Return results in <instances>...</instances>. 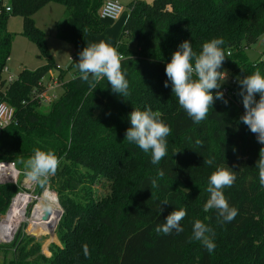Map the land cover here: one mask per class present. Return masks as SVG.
I'll return each mask as SVG.
<instances>
[{
  "label": "trees",
  "instance_id": "1",
  "mask_svg": "<svg viewBox=\"0 0 264 264\" xmlns=\"http://www.w3.org/2000/svg\"><path fill=\"white\" fill-rule=\"evenodd\" d=\"M8 2L12 9L9 13L0 8V83L5 88L0 89V101L15 107L18 123L0 130V161H13L26 171L25 164L34 149L51 151L59 158L55 175L46 185L36 187L37 193L46 187L53 189L64 209L58 226L62 245L45 260L49 264H264V188L255 167L264 145L239 121L244 108L238 83L236 94L224 95L229 103L216 100L199 125L179 105L171 81L164 86L168 80L166 64L185 40L191 41L193 50L199 53L204 42L223 38L222 48L231 55L226 57L221 71L236 79L256 71L264 75V60L248 61L245 52L264 34V0H153L150 4L134 0L113 46L122 56L129 95L124 98L113 93L106 79L94 92L89 91L73 64V78L63 84V93L47 111H43L44 104L32 98V92L43 89L40 84L55 63L34 15L48 3L63 5L67 16L56 23L57 37L79 49L85 32H101L107 27L99 17L104 0ZM10 14L23 18L21 34L38 46L45 64L35 71L22 70L5 87L1 74L14 40L7 28ZM148 107L159 110L161 119L172 129L167 138V155L159 165H153L150 154L125 139L131 126L129 114L134 108ZM120 155L128 158L129 165L107 175L105 192L92 197L96 192L91 190L86 175L99 168L108 172V164ZM208 157L214 158L210 166L203 163ZM227 166L234 167L237 179L224 189V194L238 215L225 223L216 210L198 217L187 196L197 184L207 192L210 174L217 167ZM158 168L165 174L151 190L149 182L157 176ZM18 187L0 183V213L9 207L20 191ZM86 196L93 215L81 210L85 219L68 224V214L78 212V204ZM175 208L187 210L181 221L183 231L157 233V225L163 224ZM195 219L214 231L216 248L211 254L200 241L192 239ZM22 227L12 242L0 245V249L13 251L10 264H43L36 260L44 259L40 244L30 243L34 237L23 238ZM28 231L36 235L53 233L30 226ZM85 243L90 258L84 256Z\"/></svg>",
  "mask_w": 264,
  "mask_h": 264
},
{
  "label": "clouds",
  "instance_id": "2",
  "mask_svg": "<svg viewBox=\"0 0 264 264\" xmlns=\"http://www.w3.org/2000/svg\"><path fill=\"white\" fill-rule=\"evenodd\" d=\"M223 38H214L202 44L199 53L193 50L191 41L185 40L172 54L170 62L166 64L165 73L168 80L164 86L168 87L171 81L172 92L178 98L179 105L199 125L209 114L216 100L225 105L229 101L220 90L227 78V72L221 71L223 62L231 53H225L222 48ZM79 59L75 67L79 71V78L88 85L89 91L94 92L102 79H106L111 91L122 97L129 95V80L122 70L121 58L115 47L101 40L84 47L79 52ZM239 85L238 95L241 97L244 113L239 121L256 135L258 143L264 145V75L256 71L243 79L237 77ZM215 90V92L213 91ZM259 94V99H257ZM159 110L153 111L150 107L145 110L135 109L129 114L131 126L126 130L125 139L135 144L145 154H150L151 163L159 165L167 155L168 137L172 129L162 119ZM197 144H202L197 141ZM205 165L214 163L213 157L204 159ZM59 166V158L51 151L34 149V154L25 164L26 177L44 186L49 178L55 175ZM258 169L259 184L264 188V147L259 151V158L255 162ZM162 169L157 170V176L149 182L151 190L158 186V179L164 176ZM234 167H217L209 176L207 192L209 198L204 204V211L216 210L221 222H231L238 215V210L229 205L224 189L231 187L236 181ZM164 201L163 204H167ZM161 212L163 208L161 207ZM187 216L186 209H174L165 218L164 223L157 225L155 231L170 235L173 231H183L181 221ZM214 231L202 220L192 222V239L200 241L208 253L214 252L216 244L213 239ZM83 253L90 258L88 244H84Z\"/></svg>",
  "mask_w": 264,
  "mask_h": 264
},
{
  "label": "rangeland",
  "instance_id": "3",
  "mask_svg": "<svg viewBox=\"0 0 264 264\" xmlns=\"http://www.w3.org/2000/svg\"><path fill=\"white\" fill-rule=\"evenodd\" d=\"M122 5H124L125 10L124 13L129 12V6L134 0H118ZM146 3H152L153 0H143ZM67 16V11L66 8L57 3H48L46 4L43 8H41L36 14L34 15V20L36 26L43 31L46 37V44L48 47L49 52L52 55V58L55 63V67L48 72L46 75V81H50V79H59L60 80V87H57L55 89V93L60 95L63 93V88L62 84L68 82L73 78V75L75 73V67L72 68V65L76 64V61L79 59V52L86 46L92 44V43H98L101 40H104L108 42L109 44L111 43L112 37L115 34L114 31L110 30L108 26H110V23L106 22L105 20H102L104 24L108 25L105 27V29L101 32H85L81 41V47L79 49L76 48V46L71 43L67 42L64 40H61L60 38L57 37L56 34V23L59 21H62L66 18ZM125 22H123L121 28L118 30L116 33V36L114 37L113 43L110 45L114 46L115 43L117 42L121 31L125 25ZM7 28L8 30L14 34V40L12 43V48H11V54L10 58L7 62V67L9 72L14 75L18 76L20 72L24 69L30 70V71H35L39 67L43 66L45 64V60L43 58H40L41 53L38 48V46L28 40L25 36H23L21 33L23 31V18L19 15H14L10 14L7 20ZM110 33L112 34V37L110 39ZM247 59L248 61H256L257 59H262L264 60V34L253 44H251L249 47L245 49ZM73 58V60H71ZM50 94V93H49ZM46 107L43 108V111H47L49 109V104L48 103H43ZM109 169L108 172L105 170H102V168H99L97 170H92L90 172V175H86L88 178L92 191L96 192V195L92 197H99L105 192V185L104 181L107 179V175H111L112 172H117L119 168L125 167L129 165V160L125 155H120L117 156L116 161L112 164L109 163ZM19 171H21L18 168ZM27 179L25 171H21L20 178L18 180V188L24 187L23 181ZM33 182V181H32ZM15 184V183H14ZM22 184V185H21ZM38 186L39 184L36 183ZM47 189L51 192L54 193L56 200H57V205L58 209L62 212V215L60 219L56 222V225L54 227V231L52 234H40L36 235L35 233H31L28 231V226L33 227L36 225L31 224L27 221L21 222L18 230L20 227L24 229V234L22 235L23 238L29 236V237H34V240H30V243H37L40 244V254L44 256L43 258H36V260L39 263L43 264H49L47 260L52 258L55 255L56 250L58 249L57 247L62 245L61 241V232L59 223L61 218L64 215V209L62 205L59 202V196L58 194L51 188L46 187L45 190ZM32 195H34V200L31 203L32 206L30 205L27 206L26 209V218L28 219L31 214H27L28 209L30 208L32 212L36 201L38 202L37 197L35 196L34 191H30ZM43 193L40 195V198L42 197ZM89 197L86 196L83 200L82 203L78 204V212L75 211L72 214H68V217L66 221H68V224H74L78 221H81L82 219H85L83 217V214L80 213L82 210L84 213H88L93 215L94 212L89 209V205L91 201L86 204V200ZM96 199V198H93ZM187 199L191 202V204L194 207L195 214L198 217H204L207 212L204 211V204L207 201V192L205 191V188L201 184H197L194 188L191 189V192L187 196ZM43 203L46 206H51L54 203L50 201H46ZM34 204V205H33ZM37 204V203H36ZM8 208L4 213H0V217H5L7 213ZM59 228V229H58ZM0 245H9L8 244H3L0 243ZM14 257V253L12 250H3L0 249V264L5 263V264H10L12 259ZM33 261V259H31Z\"/></svg>",
  "mask_w": 264,
  "mask_h": 264
},
{
  "label": "built area",
  "instance_id": "4",
  "mask_svg": "<svg viewBox=\"0 0 264 264\" xmlns=\"http://www.w3.org/2000/svg\"><path fill=\"white\" fill-rule=\"evenodd\" d=\"M0 8L3 9L5 13H9L12 10L8 0H0ZM124 10H125L124 5H122L118 0H104L99 10V17L102 20H106V19L107 20H117L120 18ZM119 56L120 58L122 57L121 55ZM71 60H73V58H71ZM1 79L5 82L4 85L6 87L10 85L11 83H13L17 79V76L12 75L9 72L8 67L6 65L2 71ZM236 84H237V79L234 77L233 78L229 77V74L227 72V78L225 82L223 83L222 88L220 90H222L224 92V95H226L227 97H231V95H234L237 93L235 89ZM40 85L43 89L41 91L34 90L32 92L33 99L39 100V102H41L42 104L43 103L50 104L55 99H57L59 95L55 93V89L57 87H60L59 79H52V80L50 79V81L48 80L46 81V78H44ZM1 88L3 87H1V83H0V89ZM17 123H18V118L16 116L15 107L9 103L0 101V130L10 125H16ZM20 174H21V171L18 170V168L16 167V164L13 161H6V160L0 161V183L18 184ZM23 184H24V187L22 186L21 190L18 191L14 195V197L11 199V202L9 204L5 217H0V243H3V244L11 243L20 225L19 224L15 228H11V229H7L6 227H4V222L9 216V214L11 213V211L13 210V208L16 207V205L22 203V201L18 202L19 200L17 199H19L22 196H28V195L31 196L30 202L25 206V215H26L27 206L30 205L34 200L33 198L34 195H32L30 191L31 190L34 191L35 196L37 197L38 201L41 199L40 195L46 191L44 189L41 193H37L36 183L32 182L28 178L23 181ZM47 191L49 190L47 189ZM36 203L34 204L36 205ZM31 206L32 204L30 205V207ZM30 211L31 209L29 208L27 211V214H31L32 212Z\"/></svg>",
  "mask_w": 264,
  "mask_h": 264
},
{
  "label": "bare ground",
  "instance_id": "5",
  "mask_svg": "<svg viewBox=\"0 0 264 264\" xmlns=\"http://www.w3.org/2000/svg\"><path fill=\"white\" fill-rule=\"evenodd\" d=\"M31 196H22L20 197L18 202H21V204L16 205V207L13 208L9 216L4 222V227L7 229L15 228L18 226L21 222L27 221L31 224L36 225L41 230L46 231H54L55 224L58 219V214L60 210L58 209L57 200L54 195V193H51L49 191H45L41 197V199L37 202L35 205L31 216L28 219H25V206L30 202ZM46 201L53 202L54 204L51 206H46L44 203ZM45 210L50 211L49 218L47 220H43L42 216ZM10 222V223H9ZM35 227V226H33Z\"/></svg>",
  "mask_w": 264,
  "mask_h": 264
},
{
  "label": "crops",
  "instance_id": "6",
  "mask_svg": "<svg viewBox=\"0 0 264 264\" xmlns=\"http://www.w3.org/2000/svg\"><path fill=\"white\" fill-rule=\"evenodd\" d=\"M128 15H129V12L124 13V14L122 13L120 18L117 20H107V19L105 20L106 22L110 23V26L107 25L109 29L115 32L113 37H112V34L110 33V39L112 37L111 43H113L114 37L116 36V33L118 32V30L121 28L123 22L127 20Z\"/></svg>",
  "mask_w": 264,
  "mask_h": 264
},
{
  "label": "water",
  "instance_id": "7",
  "mask_svg": "<svg viewBox=\"0 0 264 264\" xmlns=\"http://www.w3.org/2000/svg\"><path fill=\"white\" fill-rule=\"evenodd\" d=\"M49 215H50V211L45 210L44 213H43V216H42L43 220H47L49 218ZM61 215H62V212L60 211L59 214H58L57 221L60 219Z\"/></svg>",
  "mask_w": 264,
  "mask_h": 264
}]
</instances>
